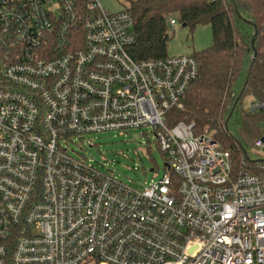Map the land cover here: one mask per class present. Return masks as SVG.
<instances>
[{"label":"built area","instance_id":"built-area-1","mask_svg":"<svg viewBox=\"0 0 264 264\" xmlns=\"http://www.w3.org/2000/svg\"><path fill=\"white\" fill-rule=\"evenodd\" d=\"M134 41L128 9L0 0V264H264V133L235 170L206 129L169 124L195 58L136 61ZM140 127L166 156L149 185L70 152Z\"/></svg>","mask_w":264,"mask_h":264},{"label":"trees","instance_id":"trees-1","mask_svg":"<svg viewBox=\"0 0 264 264\" xmlns=\"http://www.w3.org/2000/svg\"><path fill=\"white\" fill-rule=\"evenodd\" d=\"M125 9L133 17L128 51L136 61L168 56L170 19L190 31L210 25L211 43L190 53L198 72L168 121L206 129L230 153L235 170L242 161L248 167L253 143L264 133V111L245 109L241 100L264 99V0H127Z\"/></svg>","mask_w":264,"mask_h":264},{"label":"rangeland","instance_id":"rangeland-1","mask_svg":"<svg viewBox=\"0 0 264 264\" xmlns=\"http://www.w3.org/2000/svg\"><path fill=\"white\" fill-rule=\"evenodd\" d=\"M108 12L125 9L127 0H98ZM170 39L166 51L170 57L189 55L211 43V30L208 24H197L192 31L176 22L167 30ZM255 100L244 97L243 108L250 109ZM69 149L74 156H86L100 171L110 174L117 180L133 187H142L155 181L163 172L166 156L156 144L151 127L109 131L88 134L82 139L73 138ZM250 156L254 157L252 151ZM264 212V207L262 208Z\"/></svg>","mask_w":264,"mask_h":264},{"label":"water","instance_id":"water-1","mask_svg":"<svg viewBox=\"0 0 264 264\" xmlns=\"http://www.w3.org/2000/svg\"><path fill=\"white\" fill-rule=\"evenodd\" d=\"M251 46H252V48H254V45H253V38H252V40H251ZM254 50V49H253ZM255 57V51H253V56H252V58H254ZM264 140V139H263Z\"/></svg>","mask_w":264,"mask_h":264},{"label":"crops","instance_id":"crops-1","mask_svg":"<svg viewBox=\"0 0 264 264\" xmlns=\"http://www.w3.org/2000/svg\"><path fill=\"white\" fill-rule=\"evenodd\" d=\"M174 25H175V24H174ZM174 25H173V26H174Z\"/></svg>","mask_w":264,"mask_h":264}]
</instances>
